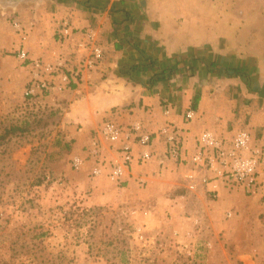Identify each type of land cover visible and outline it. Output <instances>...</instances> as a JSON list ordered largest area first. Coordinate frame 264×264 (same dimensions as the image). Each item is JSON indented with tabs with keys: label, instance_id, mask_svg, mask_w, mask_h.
<instances>
[{
	"label": "rangeland",
	"instance_id": "1",
	"mask_svg": "<svg viewBox=\"0 0 264 264\" xmlns=\"http://www.w3.org/2000/svg\"><path fill=\"white\" fill-rule=\"evenodd\" d=\"M39 36L45 3L0 0V264H264L263 195L212 197L180 177L129 194L94 183L92 160L73 165L101 123L76 143L72 88L26 94L16 52ZM11 125L26 129L1 138Z\"/></svg>",
	"mask_w": 264,
	"mask_h": 264
},
{
	"label": "crops",
	"instance_id": "2",
	"mask_svg": "<svg viewBox=\"0 0 264 264\" xmlns=\"http://www.w3.org/2000/svg\"><path fill=\"white\" fill-rule=\"evenodd\" d=\"M24 1L45 3V42L39 36L34 46L24 45L29 55L62 63L68 74L81 70L68 85L75 86L71 107L86 135L76 143L109 118L139 124L152 134L151 146L162 158L166 143L160 129L167 124L181 129L185 160L134 161L123 181L129 194L141 192L140 184L146 195L154 194L167 177H180L189 187L187 160L202 131L230 140L248 130L264 145V0ZM95 46L103 50L102 58L84 68ZM189 110L193 117L187 120ZM132 146L140 151L138 143ZM104 150L108 158L117 156ZM205 175L208 183H202ZM194 176V189L212 197L226 192L217 173ZM93 181L115 187L106 176Z\"/></svg>",
	"mask_w": 264,
	"mask_h": 264
},
{
	"label": "built area",
	"instance_id": "3",
	"mask_svg": "<svg viewBox=\"0 0 264 264\" xmlns=\"http://www.w3.org/2000/svg\"><path fill=\"white\" fill-rule=\"evenodd\" d=\"M15 26L24 35L20 24L16 23ZM60 32L64 36L68 35V25ZM88 35L91 37L92 33L89 32ZM16 55L30 69L31 78L26 90L28 96L61 90L71 83L72 77L75 79L81 74V70L68 74L62 70V63L53 64L39 57L33 58L24 47L19 48ZM102 55L103 50L99 46L93 47L92 52L85 58L86 64L83 67L91 69ZM192 117L193 111H187L185 118L190 120ZM94 131L96 134L94 132L90 135L85 155L75 156L73 165L79 168L85 159L92 160L91 173L95 177L106 176L117 182L131 173L134 161L143 164L156 157L164 165L167 159L176 162L185 160L182 131L173 124H167L159 131L166 143L162 158L156 155L151 146L152 134L143 131L139 124L124 125L108 118ZM132 142L140 145L138 153L134 152ZM104 146L115 150L117 156L108 158L104 153ZM188 162L191 173L187 174V178L191 180V189L196 187L193 182L194 173L215 172L226 188H243L249 194L259 193L264 196V146L256 144L248 130H239L230 140L222 139L209 131H202L197 138L196 151ZM201 180L202 183H208L209 178L205 175Z\"/></svg>",
	"mask_w": 264,
	"mask_h": 264
},
{
	"label": "trees",
	"instance_id": "4",
	"mask_svg": "<svg viewBox=\"0 0 264 264\" xmlns=\"http://www.w3.org/2000/svg\"><path fill=\"white\" fill-rule=\"evenodd\" d=\"M71 87L74 88L75 86L73 85ZM25 129V125H11L5 129V132L2 134L1 138L5 139V137L8 135H17L18 133L23 132Z\"/></svg>",
	"mask_w": 264,
	"mask_h": 264
}]
</instances>
